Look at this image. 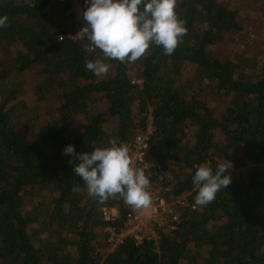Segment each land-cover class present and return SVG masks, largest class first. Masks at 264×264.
<instances>
[{
  "label": "trees",
  "instance_id": "trees-1",
  "mask_svg": "<svg viewBox=\"0 0 264 264\" xmlns=\"http://www.w3.org/2000/svg\"><path fill=\"white\" fill-rule=\"evenodd\" d=\"M237 1L177 0L187 34L172 55L152 44L97 77L70 0H0V264H264V0ZM149 117L146 156L187 204L173 229L106 250L100 209L118 229L124 201L90 197L64 149L130 147ZM223 159L231 184L195 205L194 165Z\"/></svg>",
  "mask_w": 264,
  "mask_h": 264
},
{
  "label": "clouds",
  "instance_id": "clouds-1",
  "mask_svg": "<svg viewBox=\"0 0 264 264\" xmlns=\"http://www.w3.org/2000/svg\"><path fill=\"white\" fill-rule=\"evenodd\" d=\"M177 0H85L83 19L86 26L77 36L93 49L102 52V58L85 61L86 69L103 77L110 65L105 60L131 63L140 59L150 45L162 46L165 55H172L187 34L184 21L176 14ZM8 16L0 17V28L8 27ZM76 36V37H77ZM80 162L73 164V172L82 178L88 195L105 203L117 194L128 206L137 209L151 203L149 175L143 168L133 166L129 149L123 142L112 138L107 147H97L90 153H75L74 146L64 149ZM193 176L197 194L195 205L206 206L216 194L231 184V161L220 163L215 172L207 165H194Z\"/></svg>",
  "mask_w": 264,
  "mask_h": 264
},
{
  "label": "built area",
  "instance_id": "built-area-1",
  "mask_svg": "<svg viewBox=\"0 0 264 264\" xmlns=\"http://www.w3.org/2000/svg\"><path fill=\"white\" fill-rule=\"evenodd\" d=\"M79 1L70 0V11L77 25L83 28L86 26V22L83 19ZM151 129L149 117L145 131L135 134L130 142V147H128L133 166L143 168L146 175H149L150 186L148 191L151 195V203L149 206L139 209L124 203L125 219L123 225L118 229L109 225V222L116 215V208L112 206L101 207V221L106 223L102 227V231L105 232L106 236V250L112 249L126 237L131 238L134 242H140L143 239H155L157 232L160 230L173 229L177 220L175 205L187 204L186 193L172 200L167 199L166 194L170 190V184L166 183L164 181L166 179L157 173L155 164L146 156ZM169 163L174 164V161L170 160Z\"/></svg>",
  "mask_w": 264,
  "mask_h": 264
},
{
  "label": "rangeland",
  "instance_id": "rangeland-1",
  "mask_svg": "<svg viewBox=\"0 0 264 264\" xmlns=\"http://www.w3.org/2000/svg\"><path fill=\"white\" fill-rule=\"evenodd\" d=\"M245 2L246 1H244V0H238L237 2H233V4L245 3ZM251 17H253V15ZM263 36H264V34H263ZM32 100H33V97L30 94H27V95L23 96L22 99H21V101H23V103H25L28 106H30L32 104ZM174 213H176V212H174Z\"/></svg>",
  "mask_w": 264,
  "mask_h": 264
}]
</instances>
